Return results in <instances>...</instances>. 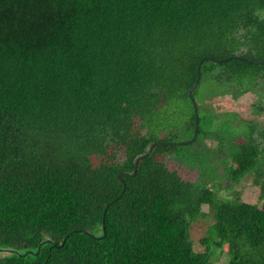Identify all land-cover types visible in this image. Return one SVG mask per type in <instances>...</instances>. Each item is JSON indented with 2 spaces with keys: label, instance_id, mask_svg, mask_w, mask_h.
<instances>
[{
  "label": "trees",
  "instance_id": "trees-1",
  "mask_svg": "<svg viewBox=\"0 0 264 264\" xmlns=\"http://www.w3.org/2000/svg\"><path fill=\"white\" fill-rule=\"evenodd\" d=\"M0 264H264V0H0Z\"/></svg>",
  "mask_w": 264,
  "mask_h": 264
},
{
  "label": "rangeland",
  "instance_id": "rangeland-1",
  "mask_svg": "<svg viewBox=\"0 0 264 264\" xmlns=\"http://www.w3.org/2000/svg\"><path fill=\"white\" fill-rule=\"evenodd\" d=\"M256 96L253 94H248L245 96H242L238 99L232 98L230 95L226 96H220V97H215L212 99H209V105L211 106V111H213L214 114V123L212 128H217L219 129L220 127H227L229 124L227 121L230 120L228 116H223L226 113H233L238 115L242 120L245 121H253L256 123H261L263 120V117L260 115L254 114L252 110V104L257 101L255 99ZM181 116L186 117L187 112L184 110V107L180 109ZM210 110L206 111L205 115L206 117L210 116L212 114ZM233 117V116H232ZM238 125L236 124L234 128H236ZM189 137L185 136V134H178V137L175 139L173 142H185L188 141ZM207 145L208 147L211 148H216L218 146L217 141H211L209 139L207 140H202V147ZM206 148V147H204ZM172 161H171V160ZM167 159L168 165L174 169H178L179 172L185 177V178H190L192 179L197 175L196 172H193L189 167L179 164L178 162H175L172 158ZM95 162L97 163V159H95ZM241 190V195L243 196V199L246 202L250 203H258V198H259V188L252 186V184L249 182L245 183L240 187ZM208 226V220L201 219L200 221L196 222L193 225L192 228V237L197 241L199 238H201L205 230ZM222 263V261H221Z\"/></svg>",
  "mask_w": 264,
  "mask_h": 264
},
{
  "label": "water",
  "instance_id": "water-1",
  "mask_svg": "<svg viewBox=\"0 0 264 264\" xmlns=\"http://www.w3.org/2000/svg\"><path fill=\"white\" fill-rule=\"evenodd\" d=\"M206 59H210V60H213V61H217V62H225V61H228V58L227 59H224V60H215V59H212V58H203L201 59V61L198 63V66H197V78L195 80V82L193 83V85L190 87L189 89V97L191 98L192 100V103L194 105V112H195V129H194V134H193V137L192 139L188 140V141H185V142H179V143H171V142H157L155 144H153L151 147L148 148L147 152L142 155L141 157H139L136 161V164H135V171H134V175L136 173V169L138 167V163L141 159H144L146 157H148L152 151L154 150V147H156L157 145H167V146H175V145H184V144H191L193 142H195L198 138V135H199V112H198V106H197V103L196 101H194V97H193V91L196 89V87L198 86V84L200 83L201 81V65L202 63L204 62V60ZM235 59L237 60H241L240 57H235ZM124 175V173H119L118 174V179L121 180V177Z\"/></svg>",
  "mask_w": 264,
  "mask_h": 264
}]
</instances>
